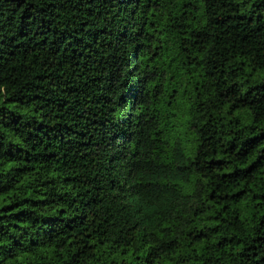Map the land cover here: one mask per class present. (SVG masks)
<instances>
[{
  "label": "trees",
  "instance_id": "obj_1",
  "mask_svg": "<svg viewBox=\"0 0 264 264\" xmlns=\"http://www.w3.org/2000/svg\"><path fill=\"white\" fill-rule=\"evenodd\" d=\"M0 264H264V0H0Z\"/></svg>",
  "mask_w": 264,
  "mask_h": 264
}]
</instances>
